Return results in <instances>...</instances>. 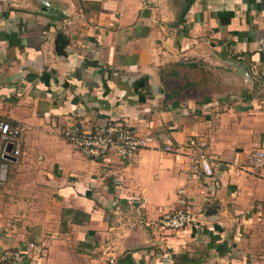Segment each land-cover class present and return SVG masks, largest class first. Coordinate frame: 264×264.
<instances>
[{
    "label": "crops",
    "instance_id": "1",
    "mask_svg": "<svg viewBox=\"0 0 264 264\" xmlns=\"http://www.w3.org/2000/svg\"><path fill=\"white\" fill-rule=\"evenodd\" d=\"M263 81L264 0H0V123L23 129L19 158L0 141V254L264 264ZM110 123L148 147L92 160L65 138ZM182 199L203 233L157 225Z\"/></svg>",
    "mask_w": 264,
    "mask_h": 264
},
{
    "label": "built area",
    "instance_id": "2",
    "mask_svg": "<svg viewBox=\"0 0 264 264\" xmlns=\"http://www.w3.org/2000/svg\"><path fill=\"white\" fill-rule=\"evenodd\" d=\"M261 92L264 95V81L262 82ZM23 129L19 125H12L8 121L0 123V141L4 144V158L8 155V148L11 146L12 151L9 153L14 158H19L21 152L16 148V143L21 136ZM65 138L68 143L88 159L101 160L108 155L115 153L123 158H132L140 150L148 147L149 139L140 136L130 127L119 123H110L105 126L96 127L90 132H83L78 129H70L65 132ZM198 164L201 166L206 177L214 175L210 162L204 157H200ZM248 168L254 172L264 171V150L252 153ZM242 170L237 172L238 175ZM8 166L3 164L0 167V182L7 180ZM140 202V201H139ZM181 207L174 213L163 214L157 222V225L165 230L179 232L188 227L203 233L204 226L196 218L193 212L188 208L187 202L182 199ZM35 248V245H31ZM23 259L21 251H5L0 254V264H20ZM166 261L172 264V258L166 257Z\"/></svg>",
    "mask_w": 264,
    "mask_h": 264
},
{
    "label": "trees",
    "instance_id": "3",
    "mask_svg": "<svg viewBox=\"0 0 264 264\" xmlns=\"http://www.w3.org/2000/svg\"><path fill=\"white\" fill-rule=\"evenodd\" d=\"M62 39H63V38L60 36V37L58 38V40H57V49H58V52H59V53H63L62 50H61L60 48H58V46H59L60 43L62 42Z\"/></svg>",
    "mask_w": 264,
    "mask_h": 264
},
{
    "label": "water",
    "instance_id": "4",
    "mask_svg": "<svg viewBox=\"0 0 264 264\" xmlns=\"http://www.w3.org/2000/svg\"><path fill=\"white\" fill-rule=\"evenodd\" d=\"M11 151H12V147L10 146V147H9V152L11 153Z\"/></svg>",
    "mask_w": 264,
    "mask_h": 264
}]
</instances>
